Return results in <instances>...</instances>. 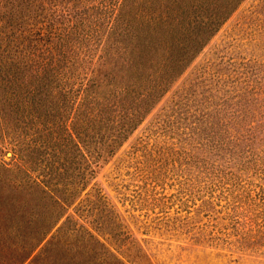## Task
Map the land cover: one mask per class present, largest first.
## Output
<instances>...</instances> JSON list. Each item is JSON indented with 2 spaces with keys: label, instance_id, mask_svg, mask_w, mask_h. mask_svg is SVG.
Segmentation results:
<instances>
[{
  "label": "trees",
  "instance_id": "obj_1",
  "mask_svg": "<svg viewBox=\"0 0 264 264\" xmlns=\"http://www.w3.org/2000/svg\"><path fill=\"white\" fill-rule=\"evenodd\" d=\"M240 1L0 0V264L147 260L93 179Z\"/></svg>",
  "mask_w": 264,
  "mask_h": 264
},
{
  "label": "rangeland",
  "instance_id": "obj_2",
  "mask_svg": "<svg viewBox=\"0 0 264 264\" xmlns=\"http://www.w3.org/2000/svg\"><path fill=\"white\" fill-rule=\"evenodd\" d=\"M93 181L116 209L100 240L128 259L136 239L139 264H264V0L236 5Z\"/></svg>",
  "mask_w": 264,
  "mask_h": 264
}]
</instances>
